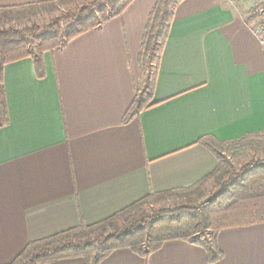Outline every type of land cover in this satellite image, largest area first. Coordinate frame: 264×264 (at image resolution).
<instances>
[{
  "label": "crops",
  "instance_id": "1",
  "mask_svg": "<svg viewBox=\"0 0 264 264\" xmlns=\"http://www.w3.org/2000/svg\"><path fill=\"white\" fill-rule=\"evenodd\" d=\"M50 0H0V8ZM157 0L43 55L4 66L0 114V264L31 242L94 225L153 193L189 188L218 160L199 144L264 132V49L248 28L264 0H184L177 6L147 107L123 118L141 86V43ZM222 257L169 241L143 258L100 264H264V223L216 236ZM46 264H85L66 259Z\"/></svg>",
  "mask_w": 264,
  "mask_h": 264
},
{
  "label": "trees",
  "instance_id": "2",
  "mask_svg": "<svg viewBox=\"0 0 264 264\" xmlns=\"http://www.w3.org/2000/svg\"><path fill=\"white\" fill-rule=\"evenodd\" d=\"M77 0H50L17 7L0 8V27L13 21L53 12L75 4ZM134 0H93L78 5L50 20L45 26L31 25L20 30L0 28V114L7 122L3 87L4 66L30 58L37 77L44 76L43 55L64 47L76 37L99 29L119 17ZM184 0H157L145 28L139 63L141 86L123 122L139 114L150 102L157 67L174 18ZM69 24L67 33L55 34ZM156 62L152 72V63ZM199 144L211 151L218 166L211 174L184 190L153 193L128 208L94 225L76 228L29 243L11 264H46L66 259H83L85 264H100L112 252L128 249L143 258L158 251L169 241H187L207 252L208 261L222 255L216 247L217 234L225 229L264 223V159L252 160L236 170L231 158L250 148L264 152V132L248 134L239 140L220 142L203 137ZM212 182L215 192L206 198L203 186ZM169 197H187L188 203L170 208L156 207Z\"/></svg>",
  "mask_w": 264,
  "mask_h": 264
},
{
  "label": "rangeland",
  "instance_id": "3",
  "mask_svg": "<svg viewBox=\"0 0 264 264\" xmlns=\"http://www.w3.org/2000/svg\"><path fill=\"white\" fill-rule=\"evenodd\" d=\"M91 1H93V0H77L75 4H72L68 7H63L61 9L53 12L52 14H44V13H38L37 14L36 13V15L34 17L32 16L31 18H28L25 20L9 22L7 24H4L3 27H0V28H12V29L20 30L24 27H29L31 25H37L40 27L45 26L53 18H55L57 16L64 15L67 12H74L78 5H83V4L91 2ZM260 9H264V6L256 9L253 13H255L256 11H258ZM69 29H70L69 24L63 25L61 27L60 31H58L55 35L58 38H61L67 33V31H69ZM155 64H156V62L153 61L152 72L154 70ZM261 159H264V152L258 148H250L246 152L241 153L239 156L231 158V163L236 170H239L243 165L249 163L250 161L261 160ZM202 192L204 193L206 198H209L210 196H212L213 193L215 192V187L213 186V183L212 182L206 183L203 186ZM183 203H188L187 197H179V198L178 197H169L165 201L159 202L156 205V207L170 208V207H173L175 205H179V204H183Z\"/></svg>",
  "mask_w": 264,
  "mask_h": 264
},
{
  "label": "built area",
  "instance_id": "4",
  "mask_svg": "<svg viewBox=\"0 0 264 264\" xmlns=\"http://www.w3.org/2000/svg\"><path fill=\"white\" fill-rule=\"evenodd\" d=\"M248 28L260 46L264 49V9H260L250 15Z\"/></svg>",
  "mask_w": 264,
  "mask_h": 264
}]
</instances>
